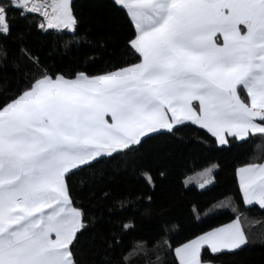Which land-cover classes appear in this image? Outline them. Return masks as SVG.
I'll use <instances>...</instances> for the list:
<instances>
[{
	"label": "snow or ice",
	"instance_id": "1",
	"mask_svg": "<svg viewBox=\"0 0 264 264\" xmlns=\"http://www.w3.org/2000/svg\"><path fill=\"white\" fill-rule=\"evenodd\" d=\"M112 2L133 25L129 46L139 62L74 78L44 71L0 105V264H77L84 213L69 177L101 158L187 123L220 145L264 134V0ZM9 8L40 15L44 31L79 23L73 0H10L0 3V34L10 31ZM238 175L245 204L264 207V163ZM249 242L237 217L175 253L179 264H203L205 248Z\"/></svg>",
	"mask_w": 264,
	"mask_h": 264
},
{
	"label": "trees",
	"instance_id": "2",
	"mask_svg": "<svg viewBox=\"0 0 264 264\" xmlns=\"http://www.w3.org/2000/svg\"><path fill=\"white\" fill-rule=\"evenodd\" d=\"M73 3L75 31H44L38 15L9 8L10 31L0 34V105L44 71L74 78L139 62L129 46L134 28L124 9L112 0ZM263 160L264 134L220 145L207 130L187 123L75 171L69 177L71 195L85 224L73 248L77 264H179V245L237 217L250 242L220 253L205 248L202 261L264 264V207L245 204L237 178L239 167ZM211 165L212 182L186 183Z\"/></svg>",
	"mask_w": 264,
	"mask_h": 264
},
{
	"label": "rangeland",
	"instance_id": "3",
	"mask_svg": "<svg viewBox=\"0 0 264 264\" xmlns=\"http://www.w3.org/2000/svg\"><path fill=\"white\" fill-rule=\"evenodd\" d=\"M213 167H214V165L208 166V167L201 169V170L197 171L196 173L186 177L185 178L186 183L196 182V183H198V185L200 187H204V186H202L205 184L204 179L209 178L211 175V174L209 175L208 170L212 169Z\"/></svg>",
	"mask_w": 264,
	"mask_h": 264
},
{
	"label": "crops",
	"instance_id": "4",
	"mask_svg": "<svg viewBox=\"0 0 264 264\" xmlns=\"http://www.w3.org/2000/svg\"><path fill=\"white\" fill-rule=\"evenodd\" d=\"M245 95H246V93H244ZM216 138V137H215ZM217 139V138H216ZM218 141V140H217ZM261 163H264V160L263 161H261V162H257L256 164H261ZM245 166V165H244ZM244 166H241V167H244ZM241 167H239L238 169H237V178H238V182H239V186H240V178H239V175H238V170L241 168ZM209 179H211V176L209 177V178H207V179H204V185H202V186H205V185H207V184H209L207 181H209ZM243 200H244V197H243ZM253 204H258V203H253ZM259 205V204H258ZM235 220V219H234ZM233 221V220H232ZM232 221H230V222H227V223H225V224H229V223H231ZM225 224H222V225H220V226H217V227H215V228H218V227H221V226H223V225H225ZM215 228H213V229H215ZM212 229H210V230H208V231H211ZM208 231H206V232H208ZM205 233V232H204ZM204 233H202V234H204ZM202 234H200V235H202ZM200 235H198V236H200ZM197 236V237H198ZM196 238V237H195ZM195 238H193V239H191V240H189V241H192V240H194ZM189 241H187V242H185V243H183V244H181V245H179L178 247H181L182 245H184V244H186V243H188ZM177 247V248H178ZM203 262V261H202ZM203 264H218V263H213V262H203Z\"/></svg>",
	"mask_w": 264,
	"mask_h": 264
},
{
	"label": "built area",
	"instance_id": "5",
	"mask_svg": "<svg viewBox=\"0 0 264 264\" xmlns=\"http://www.w3.org/2000/svg\"><path fill=\"white\" fill-rule=\"evenodd\" d=\"M10 1V0H9ZM0 2H1V0H0ZM36 15H38V14H36ZM40 18H41V16L40 15H38ZM41 20H42V18H41Z\"/></svg>",
	"mask_w": 264,
	"mask_h": 264
}]
</instances>
